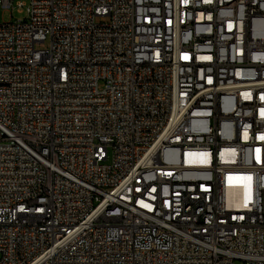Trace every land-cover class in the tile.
Returning a JSON list of instances; mask_svg holds the SVG:
<instances>
[{"label":"built area","instance_id":"2783aa9c","mask_svg":"<svg viewBox=\"0 0 264 264\" xmlns=\"http://www.w3.org/2000/svg\"><path fill=\"white\" fill-rule=\"evenodd\" d=\"M16 4L0 264H264V0Z\"/></svg>","mask_w":264,"mask_h":264},{"label":"rangeland","instance_id":"374dc122","mask_svg":"<svg viewBox=\"0 0 264 264\" xmlns=\"http://www.w3.org/2000/svg\"><path fill=\"white\" fill-rule=\"evenodd\" d=\"M18 0L15 1L14 7L13 8H3L0 6V23H4V22H10V21H14V20H24L26 18V10L25 7H19L17 6L16 2ZM26 2L27 0H21ZM49 40L47 39L44 42L38 43L36 44L37 48H44L48 45ZM104 86V82L102 80H100L98 82V88L101 89Z\"/></svg>","mask_w":264,"mask_h":264},{"label":"bare ground","instance_id":"6f19581e","mask_svg":"<svg viewBox=\"0 0 264 264\" xmlns=\"http://www.w3.org/2000/svg\"><path fill=\"white\" fill-rule=\"evenodd\" d=\"M173 118H181V111H173ZM220 211H213L212 222H219ZM229 226L232 228H240V221L237 218L229 219Z\"/></svg>","mask_w":264,"mask_h":264}]
</instances>
